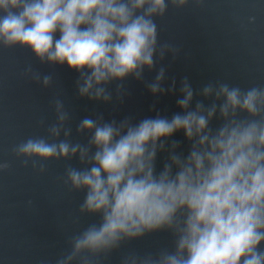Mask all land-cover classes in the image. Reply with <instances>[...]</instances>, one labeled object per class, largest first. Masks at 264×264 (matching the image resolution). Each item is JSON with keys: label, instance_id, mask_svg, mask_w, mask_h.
Segmentation results:
<instances>
[{"label": "clouds", "instance_id": "clouds-1", "mask_svg": "<svg viewBox=\"0 0 264 264\" xmlns=\"http://www.w3.org/2000/svg\"><path fill=\"white\" fill-rule=\"evenodd\" d=\"M189 3L206 0H0V48L28 49L41 64L67 67L77 74L79 97L122 103L134 79L153 97L175 95L179 109L139 119L84 116L75 128L87 139L81 143L57 95L47 137L14 146L25 162L81 165L66 168L64 183L83 194L80 214L98 220L69 238L55 264H100L158 233L169 234L170 245L128 252L120 264H264V85L169 82L161 62L180 49L160 39L157 20L169 6ZM146 71L155 72L151 80ZM25 74L53 86L51 74L31 67ZM8 168L0 161V172Z\"/></svg>", "mask_w": 264, "mask_h": 264}, {"label": "water", "instance_id": "water-1", "mask_svg": "<svg viewBox=\"0 0 264 264\" xmlns=\"http://www.w3.org/2000/svg\"><path fill=\"white\" fill-rule=\"evenodd\" d=\"M254 17V21L249 20ZM160 39L176 44L175 59L166 55L161 64L169 82L177 85L187 76L193 87L209 80H222L247 88L264 85V0H206L203 6H169L157 20ZM53 76V86L37 84L26 69ZM155 72H145L151 80ZM77 74L67 67L41 64L30 50L0 48V161L9 168L0 172V264H55L68 248L69 238L98 218L81 215L83 194L64 183L67 167H81L78 159L35 162L17 158L12 149L29 137H47L55 122L52 100L64 101L71 114L73 140L84 116L103 113L105 119H137L170 115L178 111L176 96L153 97L144 83L130 79L123 102L103 104L77 95ZM178 94V93H177ZM155 109V110H153ZM176 139L183 140L182 134ZM35 163V167L33 164ZM43 166L44 173L39 171ZM31 201V203H29ZM167 233L131 241L100 264H120L122 256L144 253L170 245Z\"/></svg>", "mask_w": 264, "mask_h": 264}]
</instances>
